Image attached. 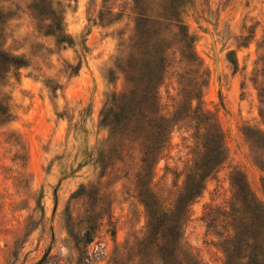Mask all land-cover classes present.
I'll use <instances>...</instances> for the list:
<instances>
[{
    "label": "rangeland",
    "instance_id": "1",
    "mask_svg": "<svg viewBox=\"0 0 264 264\" xmlns=\"http://www.w3.org/2000/svg\"><path fill=\"white\" fill-rule=\"evenodd\" d=\"M170 4L184 11L180 28L166 19ZM184 33L197 67L182 57ZM0 36L23 62L0 65V264L189 262L170 257L165 238L156 256L139 248L148 213L139 195L185 212L183 189L205 130L177 94L195 75L202 87L193 107L216 120L224 157L212 171L197 170L203 188L180 242L201 264H264V220L240 208L232 186L244 180L264 199L254 161L264 117L251 81L264 68V0H0ZM167 49L175 53L160 102L123 98ZM175 108L168 145L142 179V114Z\"/></svg>",
    "mask_w": 264,
    "mask_h": 264
},
{
    "label": "trees",
    "instance_id": "2",
    "mask_svg": "<svg viewBox=\"0 0 264 264\" xmlns=\"http://www.w3.org/2000/svg\"><path fill=\"white\" fill-rule=\"evenodd\" d=\"M138 2V0H136ZM141 0H139L140 2ZM146 2V0H143ZM164 14L169 16L173 22L175 27H182L183 24V14L184 11L179 5L170 4L169 6H164ZM157 13V12H155ZM145 16V15H143ZM147 17L156 18L154 15H149ZM146 17V18H147ZM160 21L159 18L155 19ZM60 30V28H57ZM51 34H55V32H50ZM159 33V32H158ZM191 38L188 34H183V42L185 51L182 52V57L185 62H189L190 65L197 67L196 58L193 55L191 47L189 46V40ZM175 50H163L162 53L158 54L157 52L153 54L154 56L159 55V60L162 64L158 66L153 62V65L148 73L143 77L138 79L137 90L131 91L130 94L121 95L124 97H132L138 96L140 94L141 100L147 106H155L160 102V87L163 83L162 77L164 73L168 72V69L172 67V60L174 57ZM264 65V56L260 59ZM258 63V62H256ZM0 65H9L16 68H19L23 65L22 60L13 54H10L5 48V40L0 36ZM262 73L261 80H259V72ZM264 68L260 69L255 67L252 72L253 76L251 77L252 84L254 85L257 95L260 102L259 107V115L264 117ZM198 73V70L196 71ZM200 75H195L189 78L185 82V86L179 91L177 94L179 98H181V104L179 108L184 107V112H187L185 116H189L190 113H193L196 118L197 125L204 124L203 129L205 130L199 136L201 137V151L197 152L191 166V171L187 175L186 183L183 189V193L186 194V203H185V212L180 214H173L170 212V208L165 207L158 198L153 196L151 202L142 197L141 200L144 206L147 208V230L145 235L139 240L138 246L139 248H150L152 253L150 255H158L159 251L164 250L163 247L160 246V243L165 238V241H168L170 244V257L174 260L178 258H187L189 262L186 264H201L191 253V251L186 250L184 246L180 242L181 238V229L185 221L189 217V206L192 201L199 195L201 189L203 188V180L205 176H202L197 170H207L210 169L212 171L215 166L213 163L216 162V166L221 163L224 157V146H223V135L222 131L217 124L216 120L202 112L199 107H193V102L200 98V92L202 84L199 82ZM137 95V96H136ZM116 104L118 101L116 99L113 100ZM179 108H175L172 112L169 111H161L156 110L155 112H145L142 114L143 117V133L144 140L141 144L142 146V157L140 158L141 166L140 172L138 175L142 179H145L147 175L151 173L154 164L160 158L162 152L165 150L168 145L169 134L171 132L172 127L175 125L173 121V117L180 114ZM2 113L6 114L7 109ZM200 128V127H199ZM262 147L263 151L260 153L259 151L255 152L254 161L264 172V133L262 132ZM213 152V153H212ZM199 153V154H198ZM213 154V155H212ZM142 174V175H141ZM197 176H200V178ZM232 186L234 188L233 199L239 203L240 208L246 209V212H250L254 217L259 218L260 220H264V199L256 198L251 191L249 190L246 182L244 180L240 182H236L234 179L232 180ZM263 191H264V178L262 183ZM144 191L149 192V185L144 183ZM176 207V205H175ZM231 210L234 211V207L231 206ZM238 212V210H235ZM209 214L205 216H208ZM231 216V214H230ZM229 216V217H230ZM232 220H235L233 217ZM240 221V219H239ZM163 224H168L170 228H168L167 236L160 232ZM235 229V228H233ZM149 236L151 238L149 239ZM153 236V239H152ZM155 248L158 250L155 251ZM155 253V254H154ZM147 256V255H146ZM144 256V257H146ZM154 256V257H155ZM160 261H164V257L161 258ZM157 259L149 260L147 258H141L139 264H158ZM157 262V263H156ZM183 262H186L183 260Z\"/></svg>",
    "mask_w": 264,
    "mask_h": 264
}]
</instances>
